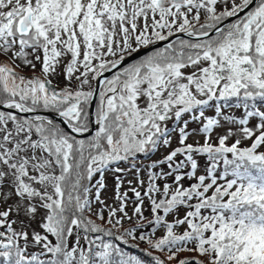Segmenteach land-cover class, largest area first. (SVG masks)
Masks as SVG:
<instances>
[{"label": "snow or ice", "instance_id": "6c2138e0", "mask_svg": "<svg viewBox=\"0 0 264 264\" xmlns=\"http://www.w3.org/2000/svg\"><path fill=\"white\" fill-rule=\"evenodd\" d=\"M0 264H264V0H0Z\"/></svg>", "mask_w": 264, "mask_h": 264}]
</instances>
